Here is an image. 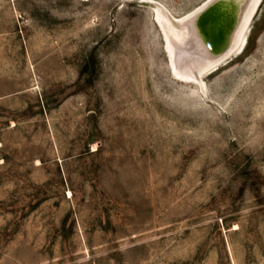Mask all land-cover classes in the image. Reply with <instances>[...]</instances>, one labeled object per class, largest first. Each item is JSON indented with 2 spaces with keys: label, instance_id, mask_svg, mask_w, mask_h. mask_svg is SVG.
Instances as JSON below:
<instances>
[{
  "label": "rangeland",
  "instance_id": "374dc122",
  "mask_svg": "<svg viewBox=\"0 0 264 264\" xmlns=\"http://www.w3.org/2000/svg\"><path fill=\"white\" fill-rule=\"evenodd\" d=\"M207 1L0 0V264H264V0L180 79Z\"/></svg>",
  "mask_w": 264,
  "mask_h": 264
},
{
  "label": "bare ground",
  "instance_id": "6f19581e",
  "mask_svg": "<svg viewBox=\"0 0 264 264\" xmlns=\"http://www.w3.org/2000/svg\"><path fill=\"white\" fill-rule=\"evenodd\" d=\"M261 2L262 0H208L200 8L183 18H174L168 13L164 14L167 12L164 11L160 15L163 28H167L177 41L183 37H190L201 53L196 60L195 58L191 60L195 71L189 65L185 67V70L187 69L185 73L177 72L180 79L201 78L204 73L216 67L223 59L239 54L246 45L251 19ZM155 6L160 14L162 6ZM232 29L233 32L230 34ZM224 40L229 42L225 55L218 60L211 59L210 47ZM170 54L173 57L171 49Z\"/></svg>",
  "mask_w": 264,
  "mask_h": 264
},
{
  "label": "water",
  "instance_id": "95a60500",
  "mask_svg": "<svg viewBox=\"0 0 264 264\" xmlns=\"http://www.w3.org/2000/svg\"><path fill=\"white\" fill-rule=\"evenodd\" d=\"M233 32V29L230 30V34ZM228 41L224 40V42L217 43L215 45H212L211 48V59L218 60L220 57L225 55L228 47ZM230 57V56H229ZM229 57L223 59L219 62L217 66H219L221 63H223L225 60H227Z\"/></svg>",
  "mask_w": 264,
  "mask_h": 264
}]
</instances>
